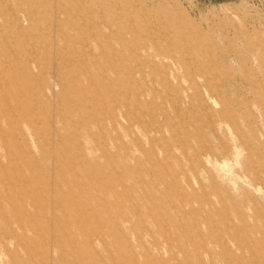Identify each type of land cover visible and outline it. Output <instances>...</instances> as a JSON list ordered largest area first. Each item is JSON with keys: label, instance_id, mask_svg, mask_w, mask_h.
<instances>
[{"label": "rangeland", "instance_id": "obj_1", "mask_svg": "<svg viewBox=\"0 0 264 264\" xmlns=\"http://www.w3.org/2000/svg\"><path fill=\"white\" fill-rule=\"evenodd\" d=\"M0 264H264V0H0Z\"/></svg>", "mask_w": 264, "mask_h": 264}]
</instances>
